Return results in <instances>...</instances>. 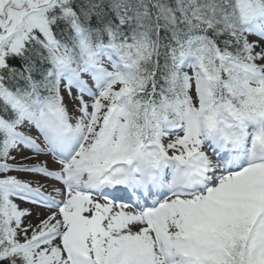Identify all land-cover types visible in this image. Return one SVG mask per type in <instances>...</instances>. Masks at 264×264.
<instances>
[{"label":"snow or ice","instance_id":"snow-or-ice-1","mask_svg":"<svg viewBox=\"0 0 264 264\" xmlns=\"http://www.w3.org/2000/svg\"><path fill=\"white\" fill-rule=\"evenodd\" d=\"M0 264H264V0H0Z\"/></svg>","mask_w":264,"mask_h":264}]
</instances>
